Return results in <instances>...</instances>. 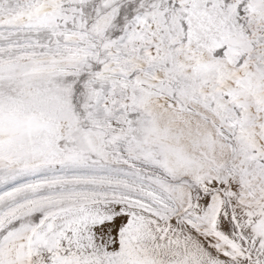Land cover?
Instances as JSON below:
<instances>
[{"label":"snow or ice","instance_id":"1","mask_svg":"<svg viewBox=\"0 0 264 264\" xmlns=\"http://www.w3.org/2000/svg\"><path fill=\"white\" fill-rule=\"evenodd\" d=\"M0 264H264V0H0Z\"/></svg>","mask_w":264,"mask_h":264}]
</instances>
